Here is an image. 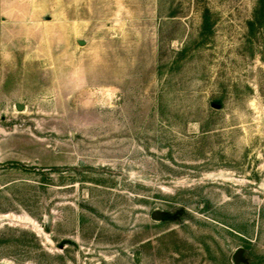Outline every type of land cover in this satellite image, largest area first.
Masks as SVG:
<instances>
[{
    "label": "rangeland",
    "instance_id": "rangeland-1",
    "mask_svg": "<svg viewBox=\"0 0 264 264\" xmlns=\"http://www.w3.org/2000/svg\"><path fill=\"white\" fill-rule=\"evenodd\" d=\"M259 1L0 0V264H264Z\"/></svg>",
    "mask_w": 264,
    "mask_h": 264
},
{
    "label": "trees",
    "instance_id": "trees-1",
    "mask_svg": "<svg viewBox=\"0 0 264 264\" xmlns=\"http://www.w3.org/2000/svg\"><path fill=\"white\" fill-rule=\"evenodd\" d=\"M263 18H264V2H263V0H260L259 3L257 4V6L255 7L254 11H253L252 19L248 22L249 28L252 29L255 26L261 25L263 22ZM210 26H211V23H209V11L206 10L202 16V24H201L202 33L209 30ZM170 218H172L171 215L164 214L158 220H168ZM21 233L22 234H29L34 239H37V237L34 235V233L27 232L25 230H21Z\"/></svg>",
    "mask_w": 264,
    "mask_h": 264
},
{
    "label": "water",
    "instance_id": "water-1",
    "mask_svg": "<svg viewBox=\"0 0 264 264\" xmlns=\"http://www.w3.org/2000/svg\"><path fill=\"white\" fill-rule=\"evenodd\" d=\"M152 217H153L154 219H159V217H160V212H159V211H154L153 214H152ZM239 252H240V250H238V251L236 252L235 256H234V259H235L236 262H237V259H238V254H239Z\"/></svg>",
    "mask_w": 264,
    "mask_h": 264
},
{
    "label": "bare ground",
    "instance_id": "bare-ground-1",
    "mask_svg": "<svg viewBox=\"0 0 264 264\" xmlns=\"http://www.w3.org/2000/svg\"><path fill=\"white\" fill-rule=\"evenodd\" d=\"M8 217V216H7Z\"/></svg>",
    "mask_w": 264,
    "mask_h": 264
}]
</instances>
